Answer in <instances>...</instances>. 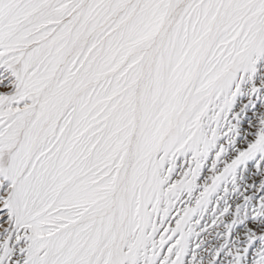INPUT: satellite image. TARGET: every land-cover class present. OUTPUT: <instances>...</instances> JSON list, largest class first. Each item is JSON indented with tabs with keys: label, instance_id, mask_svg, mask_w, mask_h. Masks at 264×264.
<instances>
[{
	"label": "snow or ice",
	"instance_id": "6c2138e0",
	"mask_svg": "<svg viewBox=\"0 0 264 264\" xmlns=\"http://www.w3.org/2000/svg\"><path fill=\"white\" fill-rule=\"evenodd\" d=\"M0 264H264V0H0Z\"/></svg>",
	"mask_w": 264,
	"mask_h": 264
},
{
	"label": "rangeland",
	"instance_id": "374dc122",
	"mask_svg": "<svg viewBox=\"0 0 264 264\" xmlns=\"http://www.w3.org/2000/svg\"><path fill=\"white\" fill-rule=\"evenodd\" d=\"M240 103H247V101H246V100H244V101H241Z\"/></svg>",
	"mask_w": 264,
	"mask_h": 264
}]
</instances>
